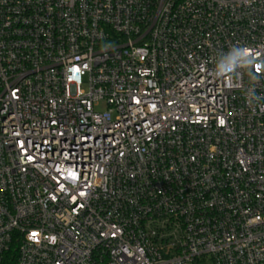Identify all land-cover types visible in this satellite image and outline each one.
Masks as SVG:
<instances>
[{
	"label": "built area",
	"instance_id": "2783aa9c",
	"mask_svg": "<svg viewBox=\"0 0 264 264\" xmlns=\"http://www.w3.org/2000/svg\"><path fill=\"white\" fill-rule=\"evenodd\" d=\"M0 264H264V0H0Z\"/></svg>",
	"mask_w": 264,
	"mask_h": 264
},
{
	"label": "clouds",
	"instance_id": "9594fccd",
	"mask_svg": "<svg viewBox=\"0 0 264 264\" xmlns=\"http://www.w3.org/2000/svg\"><path fill=\"white\" fill-rule=\"evenodd\" d=\"M248 52V50L247 49H245V50H243V52L242 53H240L241 55H244V54H246Z\"/></svg>",
	"mask_w": 264,
	"mask_h": 264
},
{
	"label": "snow or ice",
	"instance_id": "6c2138e0",
	"mask_svg": "<svg viewBox=\"0 0 264 264\" xmlns=\"http://www.w3.org/2000/svg\"><path fill=\"white\" fill-rule=\"evenodd\" d=\"M221 123H223V121H221ZM33 235H35V234H33Z\"/></svg>",
	"mask_w": 264,
	"mask_h": 264
}]
</instances>
